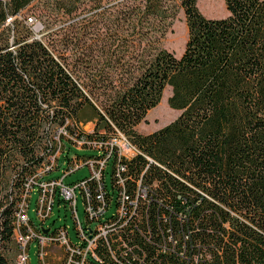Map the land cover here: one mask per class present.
I'll use <instances>...</instances> for the list:
<instances>
[{"label": "trees", "instance_id": "obj_1", "mask_svg": "<svg viewBox=\"0 0 264 264\" xmlns=\"http://www.w3.org/2000/svg\"><path fill=\"white\" fill-rule=\"evenodd\" d=\"M36 1L0 0V264H29L23 238L44 229L21 216L66 142L98 151L67 169L93 161L99 177L73 184L87 224L75 219L65 264H264V0H225L224 18L198 0ZM181 8L178 57L162 40ZM167 87L178 117L140 132Z\"/></svg>", "mask_w": 264, "mask_h": 264}, {"label": "rangeland", "instance_id": "obj_2", "mask_svg": "<svg viewBox=\"0 0 264 264\" xmlns=\"http://www.w3.org/2000/svg\"><path fill=\"white\" fill-rule=\"evenodd\" d=\"M209 1H214L216 5L211 4ZM198 0V6L202 13L209 17V18H224L226 17L229 12L225 5V0ZM40 2V0H37L33 5H37ZM24 16H32L34 18V21H37L36 24L33 25L34 32L37 37H40L44 34V24L42 23V20L38 17L37 14L33 13V10H26L23 13ZM188 38V27L186 23V17L184 10L181 8L178 16L172 26V29L169 30L167 35L162 40V44L165 48L176 54L178 57L181 56L185 50L186 41ZM171 95V88L167 87L164 96L159 103L158 106L151 109L149 113L146 116V119L141 122L138 126V130L142 133H150L153 132L162 126H165L166 124L172 122L175 120L178 115L179 111L175 110L170 107L168 98ZM95 127V124L93 122H88L85 124L84 128L87 131H92ZM67 143V150L63 153L62 157L59 160V167H55L56 170H51L49 174L45 176V179L48 181V179H61L64 178V182L67 186L73 185L75 183H78L85 177L91 175V170L89 166H80L78 170L70 171L67 169L68 167V159L66 156L74 157L76 155L79 156H92L96 155L98 153L97 150L94 149H80L77 147H73L70 145L69 142ZM126 139H122L120 141V145L124 150H128L130 152V149L128 148ZM109 172L107 173L106 180L107 183L111 189L112 186V179H111V167H109ZM45 181L43 184L44 186L42 189L46 187V191L49 192L51 188H53L51 185H48V182ZM57 191V186L53 188V193L55 194ZM39 194L38 189L36 188L35 191L32 194V198L30 200V208L26 207V211L24 212V215L22 216L27 220V214L31 219H33L36 223H38L39 227H43L44 232L41 236L40 243L33 242L30 244V242L23 243L28 245L30 247V258L28 259V263L30 264H40L39 259L41 261H44V264H65V261L67 260V255L65 253L66 248L68 246H65L62 243H59V241H49L46 237L48 232L50 231V228H57V230L61 231L64 228L68 227V230L70 232V237L74 241H78L77 236V224L76 220L77 218L84 224H87V218H86V206L84 199L82 195L78 192V199L76 201L75 208H72L73 206L68 202L67 200H59L57 197L55 206L53 207L52 212L49 216L43 217L40 216V206L37 208V201L40 205V201L44 199H47L48 197L43 194ZM47 194V193H45ZM72 206V207H71ZM37 208V209H36ZM115 211V207L110 209L108 211V216L112 214V212ZM43 214V211H41V215ZM76 219V220H75ZM48 220V221H47ZM47 221V223H45ZM67 226V227H64ZM46 229H49L47 232ZM81 230V229H80ZM40 249V250H39ZM19 257V256H18ZM17 257V258H18Z\"/></svg>", "mask_w": 264, "mask_h": 264}, {"label": "built area", "instance_id": "obj_3", "mask_svg": "<svg viewBox=\"0 0 264 264\" xmlns=\"http://www.w3.org/2000/svg\"><path fill=\"white\" fill-rule=\"evenodd\" d=\"M12 20V18H9L7 22H10ZM28 22L31 23V24H36L37 21H34V18L33 17H29L28 18ZM126 139V137L124 135L121 134V137L120 138H114L112 140V144L115 145V146H118L121 153L123 154H131L133 152V147L132 145L128 142L127 140V144H128V148L130 149V152H128V150H124L121 145H120V141L122 139ZM56 159L55 157H53L51 159V163L50 164H46L44 166V169L42 171V173H44L46 171L47 172H50L51 170H53V166L55 165V162ZM101 162V165H104V162L103 161H100ZM89 168L91 170V174L96 176V177H99V171H98V168L95 167V164L93 161L89 162ZM80 167V166H79ZM78 166L77 167H74V169H71L70 171H74V170H77L79 168ZM47 181V180H46ZM48 185H51L53 188L55 187V185L60 189V194L61 196L67 200L68 202H70V204L73 206H71L72 208H75L76 206V201L78 199L77 197V189H78V186H73V185H70V186H67L64 182V178H61L59 180H55V181H52V180H48ZM44 183V182H43ZM42 183V187L44 186V184ZM82 185H85V182H82ZM53 188H51L49 190V192H47L46 190V187L43 189L42 192H44L43 194L46 195L48 198L45 199V202H44V199L41 200L40 202V216H43V217H46V216H49L50 213L52 212L53 210V207H54V197L52 196V193H53ZM46 189V190H45ZM47 193V194H45ZM39 208V207H38ZM88 209L91 211V207H88ZM41 211H43V214L41 215ZM23 216V215H22ZM22 216H21V219H22ZM27 217V220H28V216ZM24 222H26V219L23 218ZM77 221L80 223L79 219L77 218ZM44 227V226H43ZM82 230V229H81ZM48 238V240L51 242V241H54L51 237L49 236H46ZM40 239H41V236H40ZM57 240L56 241H59V243H62V244H66L68 247H72L71 244H70V234H69V230L68 228H64L63 230L61 231H58V237L56 238ZM30 240V237H25L23 238V243H27L29 242ZM90 246L89 248L92 247V245L94 244L93 240H92V237H90ZM41 242V241H40ZM55 242V241H54ZM24 246H26V244H24ZM30 258V247L28 248V250L24 248V250L21 252L20 256H19V261L20 263H28V259ZM83 264V263H82Z\"/></svg>", "mask_w": 264, "mask_h": 264}, {"label": "bare ground", "instance_id": "obj_4", "mask_svg": "<svg viewBox=\"0 0 264 264\" xmlns=\"http://www.w3.org/2000/svg\"><path fill=\"white\" fill-rule=\"evenodd\" d=\"M209 1V0H208ZM211 4L216 5L214 1H209ZM165 100V98H163Z\"/></svg>", "mask_w": 264, "mask_h": 264}, {"label": "water", "instance_id": "obj_5", "mask_svg": "<svg viewBox=\"0 0 264 264\" xmlns=\"http://www.w3.org/2000/svg\"><path fill=\"white\" fill-rule=\"evenodd\" d=\"M49 229H46L45 231L47 232Z\"/></svg>", "mask_w": 264, "mask_h": 264}, {"label": "crops", "instance_id": "obj_6", "mask_svg": "<svg viewBox=\"0 0 264 264\" xmlns=\"http://www.w3.org/2000/svg\"><path fill=\"white\" fill-rule=\"evenodd\" d=\"M139 126V125H138Z\"/></svg>", "mask_w": 264, "mask_h": 264}]
</instances>
